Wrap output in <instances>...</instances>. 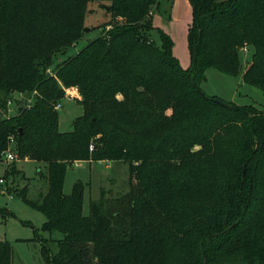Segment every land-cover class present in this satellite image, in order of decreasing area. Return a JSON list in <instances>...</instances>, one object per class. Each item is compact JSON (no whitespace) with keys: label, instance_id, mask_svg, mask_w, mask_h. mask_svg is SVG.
<instances>
[{"label":"trees","instance_id":"16d2710c","mask_svg":"<svg viewBox=\"0 0 264 264\" xmlns=\"http://www.w3.org/2000/svg\"><path fill=\"white\" fill-rule=\"evenodd\" d=\"M92 1L110 19L55 63L86 32ZM173 1L0 0V157L12 137L17 160L45 163L46 190L15 193L45 217L22 240L39 243L43 264H264V109L200 87L207 68L237 75L248 46L243 81L264 95V0H188L187 68L153 25ZM68 87L83 113L60 131ZM78 161L127 164L128 191L105 198L101 188L84 214L83 182L63 192ZM12 261L0 240V264Z\"/></svg>","mask_w":264,"mask_h":264},{"label":"rangeland","instance_id":"374dc122","mask_svg":"<svg viewBox=\"0 0 264 264\" xmlns=\"http://www.w3.org/2000/svg\"><path fill=\"white\" fill-rule=\"evenodd\" d=\"M108 2H104L107 4ZM103 3L92 1L88 3L84 20L86 32L73 46L69 47L64 56H57L55 63L66 56L77 52L86 42L99 35L103 24L108 22L110 15L103 8ZM160 15H154L155 26L167 32L173 40V54L183 68L190 63L187 47L186 28L191 23L192 11L188 0H174L171 17L164 21ZM152 37L158 41L155 30ZM252 47L239 50L241 63L237 75L231 76L207 68L205 80L200 83L201 89L210 96H215L238 105L252 104L264 109V95L262 91L243 81V72L251 62ZM16 95V94H15ZM20 98V96H19ZM80 95L75 87L65 88L64 98L60 101L58 111V127L60 131H71L74 119L83 113L82 105L77 102ZM18 105L9 106L7 114L15 112ZM72 122V124H70ZM15 153V152H14ZM19 172L13 175L11 165ZM45 163L30 159H15L7 161L0 157V177L4 179V189H0V240H7L13 246L12 264H43L40 255V245L35 241H22L34 236L33 228L39 229L45 220L44 215L25 203L15 193L24 186L27 187V197L36 199L40 190L45 191L47 183L42 176L45 174ZM80 180L85 185L83 213L88 214L90 200L97 199L100 189L105 191V198L119 197L128 189V166L123 162L113 161H78L71 165L66 172L63 192L69 194L73 183ZM13 213L14 216H11ZM23 222H27L26 224ZM48 237V233H43ZM53 237H61L54 232Z\"/></svg>","mask_w":264,"mask_h":264},{"label":"built area","instance_id":"2783aa9c","mask_svg":"<svg viewBox=\"0 0 264 264\" xmlns=\"http://www.w3.org/2000/svg\"><path fill=\"white\" fill-rule=\"evenodd\" d=\"M12 104V101L7 102V107L9 111V106ZM60 105H56V109H58ZM4 116V113L0 110V118ZM2 157L5 158L7 161H13L16 159V154L13 151V138L11 137L9 139L8 147L7 149L2 153ZM5 182L2 177H0V189H4Z\"/></svg>","mask_w":264,"mask_h":264},{"label":"crops","instance_id":"0c3cea01","mask_svg":"<svg viewBox=\"0 0 264 264\" xmlns=\"http://www.w3.org/2000/svg\"><path fill=\"white\" fill-rule=\"evenodd\" d=\"M173 2H174V1H173ZM172 6H173V5H172ZM154 15H158V14H154ZM154 15H153V25L155 26ZM160 18H161V17H160ZM188 26H189V25H187V28H186V35H187V29H188ZM155 27H156V26H155ZM167 32H168V31H167ZM167 32H166V33H167ZM25 159H27V158H25Z\"/></svg>","mask_w":264,"mask_h":264},{"label":"water","instance_id":"95a60500","mask_svg":"<svg viewBox=\"0 0 264 264\" xmlns=\"http://www.w3.org/2000/svg\"><path fill=\"white\" fill-rule=\"evenodd\" d=\"M70 124H72V122H70Z\"/></svg>","mask_w":264,"mask_h":264}]
</instances>
